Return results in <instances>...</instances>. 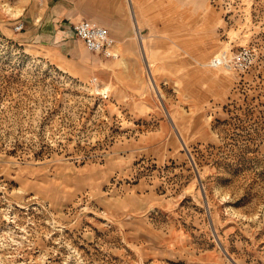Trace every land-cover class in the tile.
<instances>
[{"label": "rangeland", "instance_id": "rangeland-1", "mask_svg": "<svg viewBox=\"0 0 264 264\" xmlns=\"http://www.w3.org/2000/svg\"><path fill=\"white\" fill-rule=\"evenodd\" d=\"M30 2L0 0V264H264V0H130L119 56L68 59Z\"/></svg>", "mask_w": 264, "mask_h": 264}, {"label": "crops", "instance_id": "crops-1", "mask_svg": "<svg viewBox=\"0 0 264 264\" xmlns=\"http://www.w3.org/2000/svg\"><path fill=\"white\" fill-rule=\"evenodd\" d=\"M130 0H31L18 16L23 23L25 39L47 43L57 54L69 58L72 53L73 24L81 19H90L109 28L114 38L132 36ZM128 6L130 7V13ZM132 15V16H131ZM134 19V18H133ZM62 25L66 28H62ZM120 25V26H118ZM63 40V42H61Z\"/></svg>", "mask_w": 264, "mask_h": 264}, {"label": "built area", "instance_id": "built-area-1", "mask_svg": "<svg viewBox=\"0 0 264 264\" xmlns=\"http://www.w3.org/2000/svg\"><path fill=\"white\" fill-rule=\"evenodd\" d=\"M19 23L17 28H22ZM74 33L81 38L86 47L107 57L116 56L115 39L110 34L109 28L90 19H81L73 24ZM214 65H221L235 69H245L251 63V51L244 48L233 55L225 52L213 59Z\"/></svg>", "mask_w": 264, "mask_h": 264}, {"label": "bare ground", "instance_id": "bare-ground-1", "mask_svg": "<svg viewBox=\"0 0 264 264\" xmlns=\"http://www.w3.org/2000/svg\"><path fill=\"white\" fill-rule=\"evenodd\" d=\"M14 14L16 15L17 14V12H14ZM139 24V23H138ZM117 56H119V55H117ZM117 56H115V57H117ZM156 84V83H155ZM109 83H105V82H102V80H97V89L99 90V91H101L102 93H107L108 92V90H109Z\"/></svg>", "mask_w": 264, "mask_h": 264}]
</instances>
